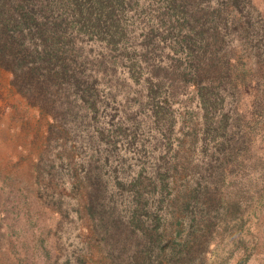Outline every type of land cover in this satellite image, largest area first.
I'll return each instance as SVG.
<instances>
[{
  "label": "trees",
  "instance_id": "1",
  "mask_svg": "<svg viewBox=\"0 0 264 264\" xmlns=\"http://www.w3.org/2000/svg\"><path fill=\"white\" fill-rule=\"evenodd\" d=\"M0 67L61 143L38 189L62 216L37 239L46 264L249 259L264 202L245 189L264 162L253 0H0Z\"/></svg>",
  "mask_w": 264,
  "mask_h": 264
},
{
  "label": "rangeland",
  "instance_id": "2",
  "mask_svg": "<svg viewBox=\"0 0 264 264\" xmlns=\"http://www.w3.org/2000/svg\"><path fill=\"white\" fill-rule=\"evenodd\" d=\"M253 3L264 17V0ZM42 104L31 94L25 95L14 84L13 74L0 67V264H46L37 239L47 225L55 226L62 218L38 198L46 170L60 161L61 145L57 133H50L53 119L42 112ZM70 141L71 148L79 149L78 140ZM121 153L133 158L132 153ZM256 172V178L250 176L254 180L246 178L247 201L259 194L257 189L264 193V162ZM254 222L250 229L254 250L249 259L236 250L229 264H264V202Z\"/></svg>",
  "mask_w": 264,
  "mask_h": 264
}]
</instances>
